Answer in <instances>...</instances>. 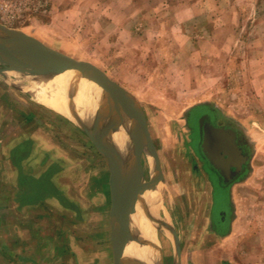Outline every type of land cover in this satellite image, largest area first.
Listing matches in <instances>:
<instances>
[{"label":"rangeland","instance_id":"374dc122","mask_svg":"<svg viewBox=\"0 0 264 264\" xmlns=\"http://www.w3.org/2000/svg\"><path fill=\"white\" fill-rule=\"evenodd\" d=\"M0 23L42 47L94 63L133 95L156 149L148 147L143 130L139 172L157 183L150 203L140 202L138 211L147 208L165 223L156 229L155 242L147 239V245L159 244L161 264H264V0H0ZM16 62L14 68L0 64V134L7 124L2 118L12 112L4 85L36 102L31 74L49 80L68 71ZM44 113L34 110L28 119L36 117L66 139L61 149L70 157L67 165H78L83 155L81 177L100 179L104 170L94 167L106 163L110 179L107 159L87 128L64 124L54 111ZM207 114L239 130L251 154L245 173L226 188L217 185L198 150L197 120ZM61 176L78 178L73 168ZM105 187L109 193V183ZM92 203H83L91 206L85 211L90 227L107 240L106 253L103 240L101 261L94 254L95 260L114 264L110 196L101 193ZM47 231L43 242L51 241ZM91 236L78 227L74 237L68 235L71 249L44 245L40 254L52 261L43 264H80L91 250L81 242ZM65 237L59 236L58 246H67ZM233 244L236 250L229 251Z\"/></svg>","mask_w":264,"mask_h":264},{"label":"crops","instance_id":"0c3cea01","mask_svg":"<svg viewBox=\"0 0 264 264\" xmlns=\"http://www.w3.org/2000/svg\"><path fill=\"white\" fill-rule=\"evenodd\" d=\"M4 86L10 91L9 98L5 101L8 102L12 112L2 118L7 124L3 128V135L0 134V264H43L44 260L52 261L51 256L48 259V255L44 258L42 253L40 254L44 245H48L47 248L50 250L55 248L59 251L62 248L63 252L68 248L71 249L73 246L68 244V235L71 234L74 237L78 227L80 231H89L93 235L90 240L81 242L82 246L89 244L91 250L84 258L82 257L80 264H102V262H96L95 255H99L101 261L99 245L101 246V241H105V238L103 239L105 234L102 237L98 230L93 231L94 228L90 227L92 223L90 214H86L85 211H89L91 206L86 208L83 203L91 201L92 207L95 206V202L101 199V193L104 199L110 196L112 202L106 163L102 167L96 168L91 165L86 167L104 170L100 179L93 181L90 178L81 177L83 176L81 171L85 169V157L80 156L82 162L78 165H67L66 162L70 157L61 149L62 141L66 139L56 136L52 127L46 128L36 117L31 120L28 118H32L31 112L34 110L45 111L44 114L54 111L64 124L74 121L36 99L37 103L29 102L13 87ZM20 101L24 103L21 104ZM28 104L29 107H27ZM89 137L92 139L90 134ZM27 142H31L29 150L25 151V147L24 150L17 151ZM93 143L100 150L94 141ZM100 152L104 154L101 150ZM72 168L76 171L78 178H70L68 182L63 180L61 175ZM49 170L50 173L53 170L46 181L49 191L43 192L39 186L44 182L42 175ZM107 183H109V193L105 187ZM105 201L104 205H101L102 210L106 209L107 199ZM110 213L109 218L112 224ZM74 220L78 221V225L74 223ZM43 224L45 227L42 226ZM45 230H48L51 236L49 242L42 241ZM63 234L66 235L63 240H66L67 246H58L59 236ZM109 235V241L113 247L112 226ZM106 242L107 240L103 244ZM97 245L98 253H92ZM28 249H33L34 252L28 254ZM104 249L106 253L107 244L104 245ZM217 250V252L220 251L219 248ZM228 250L235 251L236 245L233 244ZM230 262L237 264L231 259Z\"/></svg>","mask_w":264,"mask_h":264},{"label":"water","instance_id":"95a60500","mask_svg":"<svg viewBox=\"0 0 264 264\" xmlns=\"http://www.w3.org/2000/svg\"><path fill=\"white\" fill-rule=\"evenodd\" d=\"M4 42H9V46L14 53L19 57L26 59L41 68L42 71L58 73L64 70L72 72L82 70L88 72L92 80L102 89L103 95L100 100V105L109 108L112 111H117L120 114L122 125H126L125 143L119 148L114 145L110 155H104L107 159L110 170V186L112 195L111 206V221L113 229V247H114V264H146L139 263L135 258H131L126 254L128 244L132 241L134 235L138 232L139 223L134 219V214L137 213V206L129 204L126 194L123 177H121L122 166L126 161L127 156L133 150L140 151L142 147L141 136H144L148 147L156 150L152 142V138L148 129L145 128L142 116L136 107L133 95L118 82L113 80L104 70L92 62L76 59L64 52L55 50L50 47L40 46V50L33 51V38L29 34L13 28H9L0 23V47ZM47 69V71H46ZM93 141L96 138L92 135L90 129H87ZM93 130V129H92ZM228 134L227 140L222 139L216 144V141L210 142L214 139L212 134ZM226 137V136H224ZM219 138V137H218ZM237 133L234 129L226 128L224 126H215L211 122H206L204 142L202 150L205 158L210 165L221 170L222 175H227L225 164L230 162V154L228 149L240 150L236 144ZM144 139V137H143ZM144 141V140H143ZM140 153V152H139ZM138 153V155H139ZM225 154L229 155L228 159L223 158ZM216 156L219 162L215 161ZM251 154H247L246 159L250 160ZM235 166V165H234ZM242 165H236V173L242 169ZM141 174L138 169L131 173L130 180L133 182L139 180ZM143 212H138L139 217Z\"/></svg>","mask_w":264,"mask_h":264},{"label":"bare ground","instance_id":"6f19581e","mask_svg":"<svg viewBox=\"0 0 264 264\" xmlns=\"http://www.w3.org/2000/svg\"><path fill=\"white\" fill-rule=\"evenodd\" d=\"M33 51L40 50L38 43L34 42L32 45ZM17 60L26 62L29 67H39L26 59L19 57L12 52L9 42H4L0 47V64L11 65L14 68L17 65ZM41 68V67H39ZM47 71V69H46ZM37 73L33 70L32 73ZM39 73V71H38ZM44 74H47L43 72ZM56 75V74H55ZM33 88L37 91L35 99L48 107L64 114L75 123L83 125L90 129L92 135L96 138L99 148L106 155H110L114 145L121 148L125 143L126 125H122L120 114L117 111H112L109 108L100 107V100L102 97V89L92 80L88 72L80 73L77 71H66L60 75H56L51 79H46L44 76H33ZM69 96H74L73 98ZM75 101L71 102L69 100ZM99 106V107H98ZM93 129V130H92ZM212 134L214 139L210 142L216 141V144L222 139L228 143V134ZM228 135V140H227ZM226 136V137H224ZM219 137V138H218ZM141 136V142H143ZM218 140V142H217ZM139 149L137 152L131 151L127 156L126 161L122 166L121 177H123L126 194L129 204L133 206L140 205V202L148 204L151 201L152 193L155 189V183L147 182L144 178H139L138 182L130 180L131 173L138 169L140 162ZM230 154V162L225 164L226 174L230 172L231 166L238 165L237 151L228 149ZM139 153V155H138ZM215 161L218 163V157ZM147 206V205H145ZM137 209V213H138ZM137 213L134 214V219L139 223L138 232L128 244L126 254L131 258H135L139 263L146 264H161L158 260L159 244L147 245V239L156 241V229L161 225L164 226V221L157 215H152L150 210L144 208L143 214L139 217Z\"/></svg>","mask_w":264,"mask_h":264},{"label":"flooded vegetation","instance_id":"af4514ba","mask_svg":"<svg viewBox=\"0 0 264 264\" xmlns=\"http://www.w3.org/2000/svg\"><path fill=\"white\" fill-rule=\"evenodd\" d=\"M197 121L199 123H198V126H196V132L198 135V150H199L200 156L202 157V159H204L205 165H206L208 171L210 173H212L214 176H216L217 185H219L221 188H226L231 183H233L234 181L239 179L245 173V171L248 167V163H249V160L246 159L247 154H249L248 147H247L246 143H244V141H242L243 137H242L241 132L237 129H234V131H236V133H237L236 144L238 145V148L240 149V150H237V156L239 155L238 156V165H242L243 167H242V169H240V171L233 173L234 171H236V166H231L230 172H228L227 175H222L221 170H218L217 168L210 165L209 162L207 161V159L205 158L204 154H203L202 144L204 142L205 126H206V122H211L212 124H214L216 126L217 125L218 126H224L226 128H230V129H233L234 127H232L230 125L219 124L209 114L199 115V118ZM194 137H192V140L195 139ZM223 158L228 159L229 155L225 154V156ZM217 195L218 194H215L214 196L217 197Z\"/></svg>","mask_w":264,"mask_h":264},{"label":"trees","instance_id":"16d2710c","mask_svg":"<svg viewBox=\"0 0 264 264\" xmlns=\"http://www.w3.org/2000/svg\"><path fill=\"white\" fill-rule=\"evenodd\" d=\"M53 172V170H51V173ZM50 173V170L49 171H47L46 173H44L43 175H42V179H43V183H41V185L39 186V188L41 189V191H43V192H48L49 191V188L47 187V183H46V181L48 180V178H49V174H51Z\"/></svg>","mask_w":264,"mask_h":264}]
</instances>
